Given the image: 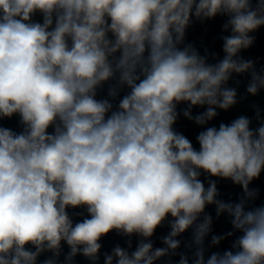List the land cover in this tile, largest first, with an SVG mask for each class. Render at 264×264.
<instances>
[{"label":"clouds","instance_id":"obj_1","mask_svg":"<svg viewBox=\"0 0 264 264\" xmlns=\"http://www.w3.org/2000/svg\"><path fill=\"white\" fill-rule=\"evenodd\" d=\"M217 16L231 34L223 58L209 63L185 43L186 30ZM261 27L264 0H0V119L18 115L23 126L0 127V264H37L45 252L42 264H58L62 243L64 264L77 255L99 264L100 241L113 231L128 248L116 245L104 264L177 254L176 264H189L177 251L189 230L191 264H264V204L250 187L264 172V122L253 129L240 116L205 127L237 104L234 74H249L248 94L264 90V69L239 55ZM195 107L205 110L193 115ZM181 114L203 128L198 149L174 128ZM211 177L242 195L220 199ZM208 206L232 226L210 246L240 235L206 258ZM70 208L87 216L74 223ZM166 221L164 247L154 248Z\"/></svg>","mask_w":264,"mask_h":264}]
</instances>
